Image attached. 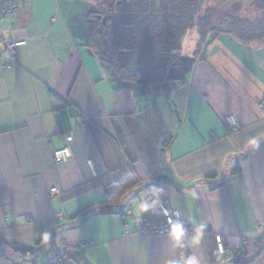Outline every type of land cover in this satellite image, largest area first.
Masks as SVG:
<instances>
[{"label": "crops", "instance_id": "crops-1", "mask_svg": "<svg viewBox=\"0 0 264 264\" xmlns=\"http://www.w3.org/2000/svg\"><path fill=\"white\" fill-rule=\"evenodd\" d=\"M19 1L0 19V264H48L61 244L76 264H264V39L234 34L264 18L256 0H227L235 28L187 31L150 87L123 81L88 43L91 15L112 0ZM2 38L24 41L12 61ZM68 133L72 157L57 164ZM159 203L190 230L123 234L133 218L158 220ZM216 233L250 240L247 253L219 254Z\"/></svg>", "mask_w": 264, "mask_h": 264}, {"label": "trees", "instance_id": "trees-1", "mask_svg": "<svg viewBox=\"0 0 264 264\" xmlns=\"http://www.w3.org/2000/svg\"><path fill=\"white\" fill-rule=\"evenodd\" d=\"M203 2L160 0L159 8L154 10L149 0H114L108 6L109 11H96L91 15L95 18L96 27L88 43L103 62L116 69L123 81L143 87L154 86L167 78V68L177 62L181 41L187 31L197 27L202 40L213 20L218 21L215 26L217 30L226 29V26L235 28V23L242 20L238 17L240 10L227 0L219 1L220 10L217 13L214 9L206 8L208 11L203 13L201 20L199 13ZM256 2L264 10V0ZM98 15L106 16L104 23ZM256 20L257 23L234 30V34L242 42L264 39V18ZM170 70L174 71L172 68ZM238 163L234 172L239 169ZM122 213L127 215L126 210H122ZM259 240L254 239V243ZM1 243L7 241L0 242V253ZM77 248L84 249L79 245ZM259 253L260 250L244 262L251 261Z\"/></svg>", "mask_w": 264, "mask_h": 264}, {"label": "built area", "instance_id": "built-area-1", "mask_svg": "<svg viewBox=\"0 0 264 264\" xmlns=\"http://www.w3.org/2000/svg\"><path fill=\"white\" fill-rule=\"evenodd\" d=\"M20 9V1L19 0H0V19L1 18H10L13 14H15ZM2 42L5 50L10 56V60L12 61L15 55V49L18 45L24 43V41H8L5 38H2ZM259 105L264 108V100L259 101ZM228 124L230 126L231 131H236L238 127V119L236 117L228 118ZM64 145L58 149L53 151V160L57 164L65 163L72 157V152L70 148V143L73 140V135L71 133L63 135ZM88 163L92 166V161L88 160ZM56 191L55 187H51L48 190L49 196H51ZM158 210L160 213V218L158 220H153L149 217L141 216L133 218L129 223H125L124 226V235H128L133 231H144L148 233H173V228L177 225L181 228V233L188 232L190 230V224L184 223L183 225L179 224L173 213L167 207L165 203L158 204ZM126 214L129 215L130 211H126ZM62 212L54 213L51 215L50 222L57 226L59 220L62 218ZM262 223L256 226V231H260L262 228ZM216 249L219 254H224L226 252H236L239 254L245 253L249 246L250 240H244L242 243L233 247L229 245L224 237L216 233L214 236ZM92 243L90 239L83 240L80 242V248H86ZM48 264H76L73 260H70L65 255V246L63 244L60 245V253L54 258L50 259Z\"/></svg>", "mask_w": 264, "mask_h": 264}, {"label": "rangeland", "instance_id": "rangeland-1", "mask_svg": "<svg viewBox=\"0 0 264 264\" xmlns=\"http://www.w3.org/2000/svg\"><path fill=\"white\" fill-rule=\"evenodd\" d=\"M149 1L151 2V7L152 8H155V9L156 8H159L160 0H149ZM219 1L220 0H204V5L203 6H205V7L200 8L199 18H201L203 16V13L205 14V11H208V10H206V8H208V7H210L211 10L214 9L216 11V13H217L220 10V3H219ZM113 2H114V0H112V2L110 1L109 2V5H111V3H113ZM87 7H89V9L95 8L96 7L95 0H91L90 4H88ZM85 8H86V5H85ZM95 11L102 12V11H109V10L107 9V10H102V11H99V10H95ZM202 18H201V20H202ZM195 28H197V27H195Z\"/></svg>", "mask_w": 264, "mask_h": 264}, {"label": "clouds", "instance_id": "clouds-1", "mask_svg": "<svg viewBox=\"0 0 264 264\" xmlns=\"http://www.w3.org/2000/svg\"><path fill=\"white\" fill-rule=\"evenodd\" d=\"M173 233H174L176 239L179 240V238H180V236H181V228H180L179 225H177V226H175V227L173 228ZM187 264H195V262H194L193 260H189V261L187 262Z\"/></svg>", "mask_w": 264, "mask_h": 264}, {"label": "water", "instance_id": "water-1", "mask_svg": "<svg viewBox=\"0 0 264 264\" xmlns=\"http://www.w3.org/2000/svg\"><path fill=\"white\" fill-rule=\"evenodd\" d=\"M117 3L120 4V1H118ZM98 17L102 19V23L105 22L106 16L98 15Z\"/></svg>", "mask_w": 264, "mask_h": 264}]
</instances>
